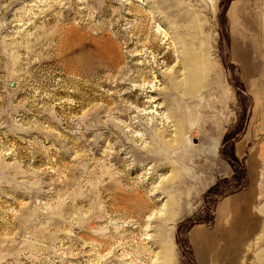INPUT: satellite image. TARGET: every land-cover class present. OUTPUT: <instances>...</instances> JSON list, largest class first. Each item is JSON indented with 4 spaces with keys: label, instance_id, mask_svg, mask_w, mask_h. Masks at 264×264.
I'll return each instance as SVG.
<instances>
[{
    "label": "rangeland",
    "instance_id": "374dc122",
    "mask_svg": "<svg viewBox=\"0 0 264 264\" xmlns=\"http://www.w3.org/2000/svg\"><path fill=\"white\" fill-rule=\"evenodd\" d=\"M0 264H264V0H0Z\"/></svg>",
    "mask_w": 264,
    "mask_h": 264
},
{
    "label": "crops",
    "instance_id": "0c3cea01",
    "mask_svg": "<svg viewBox=\"0 0 264 264\" xmlns=\"http://www.w3.org/2000/svg\"><path fill=\"white\" fill-rule=\"evenodd\" d=\"M230 197L231 198H228L227 200L221 202V204H219V206L217 208L219 221H222L223 220L226 211L229 210V209L227 210V208L230 206V203H233L237 199L238 196H233L232 195ZM232 210L235 211L234 207H233ZM195 231L197 232L198 230H195ZM201 247L202 248L200 249V251H198V257H200V259L204 262L209 257V253H210L209 251H211V250L207 246L206 247H203L201 245Z\"/></svg>",
    "mask_w": 264,
    "mask_h": 264
},
{
    "label": "bare ground",
    "instance_id": "6f19581e",
    "mask_svg": "<svg viewBox=\"0 0 264 264\" xmlns=\"http://www.w3.org/2000/svg\"><path fill=\"white\" fill-rule=\"evenodd\" d=\"M187 15V14H186ZM184 17V16H183ZM181 29H182V27H180ZM190 32V36H192V37H195V35H197V31H196V29H195V25L194 24H192V26H191V31H189ZM192 58V57H191ZM186 64V63H185Z\"/></svg>",
    "mask_w": 264,
    "mask_h": 264
}]
</instances>
